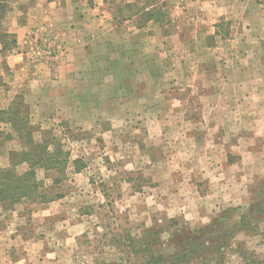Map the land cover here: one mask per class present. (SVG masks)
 Instances as JSON below:
<instances>
[{
    "label": "crops",
    "instance_id": "0c3cea01",
    "mask_svg": "<svg viewBox=\"0 0 264 264\" xmlns=\"http://www.w3.org/2000/svg\"><path fill=\"white\" fill-rule=\"evenodd\" d=\"M7 4L0 109L20 95L38 133L65 140V129L84 119L90 138L100 136L94 142L114 170L106 181L122 199L141 197L204 224L237 199L233 179L261 159L254 145L262 147L264 132V0ZM34 45L52 54L32 64ZM0 131L9 125L0 123ZM128 143L129 156L121 153ZM5 158L0 168L9 166ZM142 169L149 173L138 185L132 174ZM48 205L42 236L22 240V232L7 238L12 230L0 203V264H75L83 217L92 213L62 214Z\"/></svg>",
    "mask_w": 264,
    "mask_h": 264
},
{
    "label": "rangeland",
    "instance_id": "374dc122",
    "mask_svg": "<svg viewBox=\"0 0 264 264\" xmlns=\"http://www.w3.org/2000/svg\"><path fill=\"white\" fill-rule=\"evenodd\" d=\"M9 1L0 0L6 6L5 11L8 9L7 2L9 3ZM12 1L15 3L21 0ZM40 47L43 46L34 45L30 49L32 51L30 56H32L29 61L32 64L37 62L36 52L33 54V51H38L37 48L42 49ZM81 114L84 113L81 112ZM35 121L36 119L33 118L30 122L33 124ZM84 121V119L78 118L76 122L77 124L82 123V126L65 129L69 140L56 134L63 148L71 154L70 156L76 155L75 159L69 160L66 179L58 185L53 183L51 175L47 176L43 171L37 172L38 177L44 181L46 187H50L53 193L59 191L64 195L49 202L46 209L49 207L60 209L62 214H68V211H73L77 215L92 213L91 218L87 215L83 217L86 223L83 232L78 237L76 246L78 257L77 261L74 260L75 264H99L101 262L141 264L148 259L144 252H137L142 248L141 243H148V249L155 254L166 255L171 254L176 248V245L173 244L175 241H182L183 237L186 238L188 235L196 238L202 236L201 240L205 244L206 252L190 253L191 256L186 259L184 264H247L252 260H264V222H261L264 216L260 217V214L256 213L257 203L264 207V132L260 137L262 147L259 144L254 145L256 148L259 147L261 159L254 158V161L257 162H250L246 171L243 172L242 178L233 179L232 185L237 187V199L229 206L223 205L214 209L213 213L209 215V220L204 224L197 222L196 216L194 219L183 214H174L172 209H156L154 206L152 208L141 197L129 201L126 197L120 198V188L117 184L109 185L106 181L114 170L107 165V157L103 155L98 140L94 142L99 139L95 137L96 134H93L94 138H90V134L84 130ZM62 123L63 121L54 122L56 125H62ZM56 128L59 129V127ZM54 132L58 133V130ZM41 135L38 132L35 133V140L38 141ZM132 146L128 143L127 148L122 149L121 153L131 155ZM13 149H20L19 140L11 138L4 141L0 148V167L6 163L5 157ZM231 151L232 157L235 158L236 152ZM122 154L117 155L116 159H120V161L124 159L121 158ZM73 161L76 163L74 164ZM23 169L25 166L17 167L18 171ZM116 169L119 172L118 168ZM147 173L149 172L142 169L136 170L132 175L137 178L136 183L140 185L146 183L142 175ZM119 175H123V173L120 172ZM88 180L91 182L89 183ZM43 207L23 200L8 209L4 208L7 223L12 230L10 234H6L7 238L9 235L20 232L23 233L22 240L37 239L42 236L41 225L44 223V217L41 209ZM243 214L249 216L252 214V217H255L253 224L256 226H251L255 228L254 230L239 231L236 229V222ZM222 215L227 219L220 221L221 224L214 231L216 238H210L204 233V230L213 219H219ZM72 216L70 215V217ZM176 220L178 225L174 224ZM228 228L230 231L226 230ZM225 235H228L227 238L230 240L228 245L221 251L214 249V241L219 238L222 240ZM155 237L159 240L154 241ZM208 249L209 251H207Z\"/></svg>",
    "mask_w": 264,
    "mask_h": 264
},
{
    "label": "trees",
    "instance_id": "16d2710c",
    "mask_svg": "<svg viewBox=\"0 0 264 264\" xmlns=\"http://www.w3.org/2000/svg\"><path fill=\"white\" fill-rule=\"evenodd\" d=\"M5 9L6 6L0 2V19L3 18ZM5 38L9 39V35L0 31V40L4 41ZM10 42L14 43L12 37ZM21 99V96L18 95L8 108L0 109V123H6L10 127L9 132L0 131L1 143L14 138L19 140L20 146V149H13L8 152L9 166L0 168V203L5 209L23 200H27L28 203L34 205H45L54 199L63 197V193L59 191L53 193L50 187H46L44 181L38 177L37 172L43 171L47 176L51 175L53 183L60 185L66 179V168L70 160L69 151L63 148L60 139L51 130L41 131V138L38 141L35 140L34 134L39 131V127L30 122L28 113L24 112ZM73 162L76 163V161ZM21 164H25V169L18 171L17 167ZM57 189H59V186H57ZM256 210L260 217L264 216L262 204L257 203ZM226 219L227 217L223 215L219 219H213L204 230V233L210 238H216L214 231ZM253 220H255V217H252V214L250 216L248 214L240 215L236 222V229L239 231L254 230L255 228L251 227L252 225L253 227L256 226L253 224ZM261 222H264V218ZM174 224L178 225L177 220ZM226 230L230 231L229 228ZM227 236L225 235L222 240L219 238L214 241V249L221 251L222 248L226 247L230 241ZM201 239L202 236L199 238L190 235L186 238L183 237L182 241L179 240L173 243L176 248L173 249L171 254H155L148 249V243L146 242L141 243L142 248L137 252H144L148 256V259L141 264H184L186 259L191 256L190 253L206 252L205 244ZM158 240L155 237L154 241ZM181 242L185 243L181 244ZM251 263L264 264V260H252L247 264ZM99 264L119 263L101 262Z\"/></svg>",
    "mask_w": 264,
    "mask_h": 264
},
{
    "label": "built area",
    "instance_id": "2783aa9c",
    "mask_svg": "<svg viewBox=\"0 0 264 264\" xmlns=\"http://www.w3.org/2000/svg\"><path fill=\"white\" fill-rule=\"evenodd\" d=\"M52 54V51L49 49H38V52H36V59L40 60L45 56H49Z\"/></svg>",
    "mask_w": 264,
    "mask_h": 264
}]
</instances>
